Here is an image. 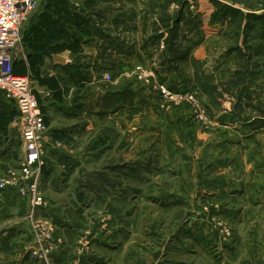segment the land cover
I'll return each mask as SVG.
<instances>
[{"label":"rangeland","instance_id":"rangeland-1","mask_svg":"<svg viewBox=\"0 0 264 264\" xmlns=\"http://www.w3.org/2000/svg\"><path fill=\"white\" fill-rule=\"evenodd\" d=\"M34 14L16 73L47 86L49 137L43 165L26 177L17 109L0 105V264H264V163L250 151L264 138V0H41ZM135 54L147 78L129 66ZM101 61L120 64L97 73ZM91 75L105 91L93 111L81 100L95 91ZM158 84L174 95L161 108L182 106L186 117L138 115L131 136L122 131L134 151L129 140L112 151L97 120L124 124L111 113L148 103ZM124 88L132 98H105ZM71 124L88 128L87 140ZM250 167L261 177H246ZM49 187L84 203L59 211L58 225ZM67 213L84 226L71 241L54 235L71 232Z\"/></svg>","mask_w":264,"mask_h":264},{"label":"built area","instance_id":"built-area-1","mask_svg":"<svg viewBox=\"0 0 264 264\" xmlns=\"http://www.w3.org/2000/svg\"><path fill=\"white\" fill-rule=\"evenodd\" d=\"M41 0H0V101L14 105L17 109L15 119L19 129L24 158L22 172L31 177L43 165L45 145L48 144L49 128L41 112L36 89L28 75L17 74L15 63L25 60L22 56L24 31L35 15ZM140 78H147L146 72L134 66ZM110 81L109 74L103 75ZM157 93L163 98L173 99L172 91L165 84L157 85ZM47 93L43 94L45 97ZM193 101L194 96H187ZM27 191L39 200L37 183L28 186ZM25 195V191L21 190Z\"/></svg>","mask_w":264,"mask_h":264},{"label":"crops","instance_id":"crops-1","mask_svg":"<svg viewBox=\"0 0 264 264\" xmlns=\"http://www.w3.org/2000/svg\"><path fill=\"white\" fill-rule=\"evenodd\" d=\"M209 11H211V10H209ZM136 55H138V54H135L134 56H132V62L129 63V59L130 58L128 59L129 66L131 64L133 66H136L138 64L144 65L143 64L144 60H143L142 56L141 55L136 56ZM53 57H54V59H55V61L57 63H60L62 65L66 64L69 61V57H68V52L67 51L55 54ZM20 63L19 62L15 63V66H14L15 72H16L17 65L20 64ZM119 64H120L119 61H117V62L116 61H109L107 63L105 61H101V65H100L99 68H97L96 72L97 73H99V72L103 73L102 71L105 70V71H107L109 73H112V72H114V69H116V66L118 67ZM46 71L48 72L49 75L54 74L53 69L52 68L49 69V66L47 67ZM20 75H24V74H20ZM89 80H90V84H91L92 75H91V78L89 77ZM32 82H33L34 88L36 89L37 95L39 94V96H38L39 99L44 98L43 94L47 93L46 90H45V88L47 86H45L44 84L37 83L36 80H32ZM91 85L94 86V88L93 87L92 88L95 91H93V93L88 95L87 97L82 98L81 100L84 101V105H86V109L87 110L93 111V109H95L96 106L99 105L100 100H101V96L104 95L105 91H104V85L102 83H99V81L93 80ZM117 91L118 90H113L112 92H107V93H115ZM162 99L163 98L158 93L151 94L150 92H148L147 93V101H148V103H146V101H145V104H143V103H137V101H136L135 103H133L132 105L129 106L130 110L124 109V108L123 109H119L118 108V109H116L114 111V113H111V116H115L116 118H119L120 121L123 120L124 124H121V122H119V123L113 122L114 120H112V121H110V123L106 124L105 123L106 120L103 117L102 118L104 120L102 122L101 121L99 122V120H97V131H98V133H100V135H102L104 138H110L112 140V144H113L112 145L113 146L112 151H113V149L115 150V148L120 149L121 145H123V144L126 145V143L128 142L129 139H127L128 137L127 138L123 137L122 131L124 132L126 130H129L128 136L130 137L131 136V130L130 129H131V127H133V125L131 126V122L135 121L137 119L138 115H146L148 118H150V120H152L154 118V116H157L159 114L158 117L161 119V121H164V119H166V115H167V117L174 118L176 120H180V119L182 120V119H184L186 117L187 110L184 111V109H183L184 107H182V106H181V110L179 108L175 109V111L173 112L174 114L172 113L173 110L172 111L171 110H163L161 108V106L159 105V103L162 102ZM42 104L43 103L41 101V105ZM148 104H149V107H148ZM150 104H152V105L150 106ZM116 107H118V105H116ZM162 117H163V119H162ZM126 121L129 122L128 129H126V127L124 126ZM71 125L74 126V127H79V129L81 130V133H80L81 139L85 138V140H87L86 139L87 138V134L86 133H88V128L84 129V128L81 127V125L78 126L76 124H71ZM180 132L183 135L184 131H182V129H180ZM256 137L259 140L258 143L256 145H254V146H251L250 149L252 148V150H250V149L249 150L253 154L256 153V152L259 153L258 156H256V157L259 159L258 162L261 164V163H264V154H263V151H264V138L260 139L259 135H256ZM131 138H132V141L129 140V142L127 143L128 146H129V149L127 151L128 154L129 153L131 154L134 151V149H131V142H133V136ZM178 139L180 140V137ZM178 139H176V141L179 142ZM61 149H62V152H63L62 154L63 155L65 153V155L69 156L68 153H72L73 152L72 149H69L66 146L62 147ZM165 156H167V154ZM174 161H177V159L174 158ZM181 166L183 167V164ZM261 168H264V166H261ZM247 172L248 173H246V177L247 176L253 177L255 175L259 177L260 175L261 176L264 175L263 174L264 172H262L260 174V171H253V168H251V167L247 170ZM256 173H258L260 175H257ZM257 179H259V178H257ZM262 179H263V185H264V176H263ZM252 181L249 182V183H253ZM256 183H260L259 180H257ZM257 185L259 187V196L261 195L260 198H262V201H263L264 200V186H262L260 184H257ZM249 187L250 186L248 184V188ZM67 188H65L64 190H61V191L60 190H58V191L54 190L51 187L47 188L48 191H51L54 195L57 196L55 199H52L53 200L52 202L54 204L53 203H49V206H48V207L51 208L49 218H51L53 221H56L55 225H58V221L59 220H64L65 221V217L62 216L59 213V211L65 210L66 212H71L72 210L75 209V205L84 204L83 202H74V199H70L71 203L68 204L66 198L63 197L64 195L68 194ZM247 189H246V192H247ZM79 192H81V191H78V194H79ZM45 194L47 195V193H45ZM81 198L83 199V196H81ZM92 205H93V203H92ZM86 207H88V205H86ZM54 211L55 212L57 211V213L51 214ZM68 215H69L68 217H70L71 220H72V224L71 225L73 226V228H72L71 232H69L68 229L64 230V232L59 231L58 227L55 226L56 230L54 231V235L59 236V234L60 235H64V233H65V234H67L65 236L69 239V241H71V240H73V236L76 235L75 232H78V231L80 232V230H82V228L84 226L80 222V221H82V219H81L82 216H80L78 214H74V213H72V214L70 213ZM66 222L68 223L67 220H66ZM63 251H65V250H63ZM60 253H61V251L59 252V254ZM56 255H57V253H56ZM61 256H63V258H65V257H67V254H61ZM81 257H82L83 260H85V256L83 254H82V256H80V258ZM57 258H58V256H57ZM86 259H88V256H87ZM67 263H68L67 260L64 259L62 264H67ZM83 263H84V261H83ZM41 264H44V263H41ZM80 264H82V263H80Z\"/></svg>","mask_w":264,"mask_h":264},{"label":"trees","instance_id":"trees-1","mask_svg":"<svg viewBox=\"0 0 264 264\" xmlns=\"http://www.w3.org/2000/svg\"><path fill=\"white\" fill-rule=\"evenodd\" d=\"M37 23H38V15H37V20L34 22V23H32V24H30L29 25V27L24 31V36H23V43L26 45V40L28 39V37L30 36V35H32V28L35 26V25H37ZM74 35V34H73ZM74 37H75V35H74ZM23 44V45H24ZM129 90H131V89H129ZM129 90H127L126 88H124V89H121L120 91L118 90L117 92H115V93H108V94H106V99H118V98H120L122 95H125V94H127V93H129L130 95H131V98L133 97V94H132V92H130ZM38 100H39V104H40V109H41V112L43 113V107H42V105H41V100L39 99V97H38ZM119 102H121L120 100H116L115 102H112L109 106H112V105H115V104H117V103H119ZM0 105L1 106H13V105H11V104H7V103H4V102H2V101H0ZM7 111V110H6ZM6 111H2V112H6ZM43 115H44V118H45V114L43 113ZM46 120V119H45Z\"/></svg>","mask_w":264,"mask_h":264}]
</instances>
